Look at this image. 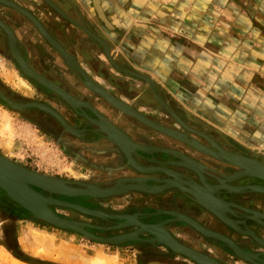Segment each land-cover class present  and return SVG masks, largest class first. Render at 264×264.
<instances>
[{
    "label": "crops",
    "instance_id": "obj_1",
    "mask_svg": "<svg viewBox=\"0 0 264 264\" xmlns=\"http://www.w3.org/2000/svg\"><path fill=\"white\" fill-rule=\"evenodd\" d=\"M66 1L74 10L78 20L64 12L53 1L51 2L63 14L99 37L108 47L117 68L106 58L103 46L92 37L85 36L78 28L68 25L67 22L59 25L47 14L41 16L42 22L49 32L69 49L92 81L150 120L165 119L167 115L170 117L167 110L156 100L146 81L129 72L147 77L152 81L153 86L156 85L157 93L164 103L179 112L187 122L205 131L225 146L230 147L229 144H232L253 153L264 163V0H211V2L209 0H99L101 11L111 28L100 20L92 0ZM61 5L66 8L65 4ZM18 35L24 43L29 44L30 57H37L38 48L43 49L51 59L56 55L38 35H34L33 28L29 29V34L18 28ZM38 63L40 70L47 72V76L55 74L49 61ZM57 64H60L59 69L64 73V78H60L62 82H65V85L69 82L73 83L67 78L70 77L68 72H73L62 60L57 61ZM22 83L26 85L24 81ZM25 87L28 89L27 86ZM78 90L81 96L85 92L81 88ZM38 97L36 94L35 99ZM90 101L93 108L114 125L117 124L114 122L115 116L112 111L119 119H127L96 96ZM162 110L167 115L161 112ZM11 111L18 113L24 121L32 124L25 120L24 111L18 112L12 109ZM64 111L66 114L69 112L66 109ZM68 115L71 116L70 112ZM176 125L180 126L177 122ZM142 128L150 130L145 125ZM193 131L197 132L205 142L213 141L208 135ZM124 132L127 134L126 131ZM74 138L78 140L74 143L76 145L74 154L66 156L80 167L77 171L83 179L78 181H87L86 179H93L95 176L118 175L128 168L134 172V169L126 163L122 153L110 142L96 137L87 145L83 143V138ZM136 143L138 147H145L146 150L154 149L146 146L164 147L145 142ZM158 143L164 144V141L158 140ZM55 145L60 154H63L57 144ZM218 147L221 148L219 145ZM133 149L131 148V151ZM131 158L139 166L136 160ZM136 158L145 160L140 155ZM215 162L219 168L214 169L222 175L224 174L221 168H235L218 160ZM210 177L216 181L213 175L210 174ZM59 178L75 181L62 176ZM249 180L252 179H237L229 185L237 186L232 184ZM169 193L172 191L167 190L160 194L132 191L111 197L112 204L103 203L113 208L114 204H124L121 199H128L127 204L132 200L137 201L142 207H149L152 204L150 200L159 199ZM226 195L230 200L241 205L264 209V194L226 193ZM209 215L210 217L202 216L204 222L218 228L216 220L211 218V214ZM258 230L261 234L255 235L264 245V230ZM189 235L190 238L195 239L196 234ZM225 235L231 236L234 243H240L247 252L254 254L264 252L263 247L243 234ZM175 236L180 237L181 234ZM182 237L186 238L185 234H182ZM194 245L224 264H248L245 260L227 254L208 240H194ZM128 247L132 246L122 244L116 248L127 251ZM140 260L138 259V264ZM179 261L175 257L170 260L172 264H177ZM144 264L165 263L149 259L145 260Z\"/></svg>",
    "mask_w": 264,
    "mask_h": 264
},
{
    "label": "flooded vegetation",
    "instance_id": "obj_2",
    "mask_svg": "<svg viewBox=\"0 0 264 264\" xmlns=\"http://www.w3.org/2000/svg\"><path fill=\"white\" fill-rule=\"evenodd\" d=\"M51 1H53L64 12H66L67 14H69L70 16H72L78 20L77 16L75 15L74 10L71 8V6L67 3L66 0H0V22H2L12 32V36L14 37L15 47H16L17 51L20 53V55L22 56V58L25 61H27L28 66H30L36 73H38L39 75H41L42 77H44L45 79L50 81L51 83L58 86L60 89H62L64 92H66L70 96H72V98L78 100L79 102H81L83 104L86 103V104H89L90 106H92L90 100L93 99V96H96L98 99H101V98L98 95L90 92L84 86L83 79L81 77H79L69 67L68 68L73 73L68 72L70 74V77L67 76V78L69 79V81H73V83L69 82L68 85H65V82H62L61 79H62V77L64 78V73L62 72V70L59 69L60 64H57V61L59 62L62 60L65 63L64 59L61 57V55L56 50H54L45 41L44 37L42 36V31L40 32V30H38L36 28V25L32 22V20L26 14V13H28L32 18H34L36 20V22L41 26V28L46 33H48V35H50L59 45H61V47L72 57L73 61L81 68V66L78 64L77 59L73 56V54L70 53L69 49L66 48L57 38H55V36L52 35L49 32V30L45 27V25L42 22L41 16H43L44 14H47L50 17H52V19L55 21V23L57 22V24H59V25L60 24L63 25L67 22L68 25L74 26V27L78 28L80 31H82V33H84L85 36L90 37V35L88 33H86L85 29L82 28V26H83L82 24L74 22L71 17L63 14L56 6H54V4ZM61 4H65L67 9L65 7H62ZM18 28L23 29L26 32V34H29V29L33 28L34 35H38V37L42 40V42L44 44H46L56 54L52 58V59H54L53 61L55 64L52 63V59L44 53L43 49H40V50H39V48L37 49V52H38L37 57L36 56L30 57L29 56V49H30L29 44H26L22 41V38L18 35ZM38 46H39V44H38ZM0 56L2 58L6 59L8 62H10V64H12L14 66L15 70L21 75V77H23L27 82L31 83L34 86V90H35L36 94L39 96L37 99L33 98L34 100H32V99L27 100L25 98H21V96H19V94H17L16 92H13L12 90L6 88V86L4 84H2L1 80H0V91L6 97H8L9 99H11L15 102H20V103L37 102V103H41V104H44V105L52 108L63 118V120L71 128L76 129V131L82 130V133L79 132L77 135L80 136L78 138H83L84 144H87V145L91 144V142L94 141L96 139V137L99 138L101 136L100 134H97V135L93 134V132L91 130L94 129L95 127L90 125L91 122H89L86 118H84L81 115L82 113H86L88 116L94 117L92 115V113L90 112V110L83 109L81 111V114L78 113L77 111L73 110L70 106H68L57 95H55L54 93H52L48 89L38 85L35 81L28 78L27 76H25L21 72L18 64L16 63V61L14 60V58L12 57V54L10 52V47H9V43H8V36L1 27H0ZM35 61H37V62H35ZM40 61L41 62L49 61L52 64V67H53L52 70L55 72V74L53 73L49 77L46 74L47 72L41 71L40 67H39L40 64L38 63ZM81 69L83 70V68H81ZM65 78H66V76H65ZM77 83H79V85ZM78 88H81L83 91L85 90V92L83 93L82 96L80 95ZM53 103H54V106H53ZM64 109H66L67 111L69 110L71 116L68 115L69 112L66 114ZM23 111H24L23 115H24L25 120L32 122V124H34L40 131H42L51 140H53V142L55 144H57V146L60 148V150L63 152V154H65L67 156H71L72 154H74L75 146H76L74 143H75V141H78V140H75L74 137H77V136H74L72 133H70L68 131L66 132L65 129L59 124V122L47 113H44L42 111H37L36 109H25ZM161 112L166 114L163 110ZM112 113L115 116L114 122L118 126L114 125L110 121H109V123H111V125L115 126L117 129L121 130L122 132L126 131L128 135L125 132L124 133L128 137L130 136L129 138L132 141L134 140L133 141L134 143H136V142L144 143L145 142V143L164 146V147L146 146V147L154 148V150H152V152H155V153L150 154V155L144 154L139 150H137V151L132 150L131 156L136 160V162L139 164V166L141 168H162L161 170L167 172L168 174L173 175L170 178H171V180H174L176 185L183 186L185 184H189L190 189H193V190H196V185H198L201 188H203V185L204 186L208 185L210 187H213V190H215V189L218 190L220 188H225V186L229 187V186H227L230 184L227 182V180L229 179L228 176H233V175L237 176L238 172L242 171L241 169L236 168V167L235 168L223 167V168H221V170H222L224 175L219 174L220 172L214 169V168H216V169L219 168V166L215 165L216 159L214 157L210 156L209 154L205 153L207 150H204L205 152L203 153V152L195 149L194 147H192L189 144H186L184 142L176 140L182 144L176 143L171 138H168L164 134L157 132L155 130H152L151 128H148L147 126H145V127L150 129V130H146V129L142 128V126H144V125H142L139 122L132 120L131 118H129L127 116H125V117L129 120H127L125 118L119 119L118 116L113 111H112ZM174 113L184 121L183 122L180 119L183 122V124L185 123L192 130H195V131H198L200 133H204V134L208 135L207 133H205V131L199 130L197 126H195V125L193 126L192 124L187 122L180 115L179 112L174 110ZM153 120H154V122L156 121L157 124H159L163 127L170 128V129H173V130L178 131L180 133L186 134L189 139L194 140L198 145H202L203 147L209 149V151L213 150L216 153L218 152L212 143L214 141L221 148H223L224 151L226 150L229 153H232L235 155H240L243 157H247V158H250L252 160H256V161L262 163L261 161H259L257 159V157H255V155L253 153H250L248 151H244V150L238 148L237 146H234V145L229 144V143L228 144L230 145V147L225 146L221 142H219L215 138H212L209 135L208 136L213 141L212 142H205L199 136V134L197 135V133H194V132H187L185 129H183V127L177 121H175L174 118H172L171 116L169 117L167 115L165 119H153ZM176 122L180 126H177ZM137 124H140L142 126L137 125ZM120 128H122L124 131ZM88 130H90V131H88ZM76 131L74 130V133ZM158 140H163L164 144L158 143ZM166 143H168V144H166ZM136 144H138V143H136ZM138 145H140V144H138ZM137 155L142 156L143 158H145V160H143V159L140 160V159L136 158ZM179 156H186V157L194 160L196 163L200 164L203 167L202 170L200 169V173H202L201 176L204 174V176H202V177L204 178L206 185L202 184L200 182L198 176H196L195 174H193L191 171L187 170L183 166H176V165L171 164L172 162H180ZM151 157H153L157 161H160V163L159 162L154 163L152 161H148L147 159H150ZM163 162H165V163H163ZM262 164H264V163H262ZM146 165H148V166H146ZM216 173L220 177L222 176L224 178V179L223 178L220 179V183H221L220 186L221 187H215L217 185L216 181L213 178H211L210 176H208V174H211L215 177V176H217ZM147 176H151V177H154L157 179H162L163 181H164V179H170V178H168V177H166L160 173H155V174H151V175H144V174H142L138 171H135V170L133 172L128 168L127 170H125L124 172H122L121 174H118V175H111V176L110 175L109 176L104 175L102 177L101 176H95V178H93V179H88L86 183L98 184L101 187H109L112 184H114L116 182V180H118L120 178H143V177H147ZM146 184H148L149 187H154V189H158V188H161L162 186H164V184L160 185V183H155L153 181H148V182H146ZM232 185H237V186H232V187H243V186H251V185L264 186V181L252 179L249 181H237L236 183H233ZM172 187H177V188H172V190H169V191H172V193L174 192L173 194L169 193L168 195H164L163 197H160L159 199L152 200V201L150 200V204L151 203L152 204L149 207H142L137 201H132V200L129 201V203L127 204L126 202H128V199H121V200H123L124 204H120V205L114 204L113 208L112 207L111 208H109V207L108 208H102V207L98 206L99 202H97V201L111 202L110 201L111 197H108L105 199H97V200L93 199L94 201H92L90 198H86V197H82V198L81 197H75L74 198V197H66L63 195H55V194H52L51 197L54 199H57V200H62V201L70 202L73 204H77V205L83 206L85 208L100 210L106 214L129 215L131 217H128V218H130L131 220H134L136 218L142 224L155 225V224H159L161 222H165L164 228L167 230V232L169 234H171L183 246L194 249L198 252L207 254V253L199 250L198 248H196L194 245V240H198V239L204 240L205 239V240H208V242H210V243L212 242L213 244H216V246H219L227 254H231L235 258L243 261V259L234 255L233 252L224 243H222L216 239H213V238L204 237L203 235H201L199 232H197L191 226L184 224L183 222H180V221H175L174 217L171 215V213H173V214L175 213V214H178L180 216H185V217L191 218V219L195 220L198 224H200L202 227L206 228L207 230H209L213 233L219 234L221 236H224V237L230 239L234 243V240H232L233 238L231 236H229V235L227 236L225 234H243L244 235V234H252L251 231L254 234H261L258 229L264 230V209L247 207V206L239 204L238 202L232 201L226 195L227 191H222V192L217 191L215 193L213 192L217 198L221 199V202L223 201V202L227 203L228 208H225V211H224L225 215L227 216L226 220L229 221V218H231L233 221H231V220L230 221L234 225V228L227 226L226 224L222 223L221 221L217 220L216 218H214L211 215V218L216 220V225L219 226L218 228H215L209 224H206L204 222V219H202L203 218L202 216H205V215L210 217L209 212H207L201 206H199L195 202H192L188 197H186V195L183 194L179 190L178 186L174 185ZM229 188H231V187H229ZM163 192H165V191H163ZM42 194L45 196L49 195L46 192H42ZM115 201L113 203H115ZM231 202H235V203H231ZM111 204H112V202H111ZM224 205H226V204H224ZM232 206L238 207V208H232ZM50 208L54 212H56V208H61V207L50 206ZM67 209H69V208H67ZM70 210L74 212L73 216L69 215L67 217H64L62 215H59L57 212L56 213L59 216L67 218V219H72V220L84 222L87 224H91L94 226L106 227V228L116 226L119 223L123 222L120 219H108V220L104 221V220H100V219H97L94 217L85 216L83 214L76 212L73 209H70ZM86 229L89 232L93 233L94 235H97L100 237H112V236H117L120 234L131 233V232L137 230L138 227L134 226V225H130V226H126L123 228L111 229V230H98V229H93V228H86ZM175 234H181V236L177 237V236H175ZM182 234H185L186 238H183ZM189 234H196V235H194L195 239L193 237L190 238ZM150 237L151 236H148L147 233H145V232H142L139 235V238H141V239L150 238ZM124 244H129L133 248L139 250V252L141 253L140 254L141 257H144L147 260L153 259V260H157L159 262H164L165 264H172L170 262V260H172V258L175 257V258H178L180 260L179 262L187 260L188 262L193 263V261H191L190 259H188L184 256H181L179 254L173 253L172 251H170L167 247H165L163 245L153 246V244L139 242V241H131V242L124 243ZM236 245L238 247H240L244 252H246L249 255L250 259L251 258H252V260L254 259V257H255L254 252H247L246 249L243 248V246H241V244L238 242H236ZM147 249H151L152 252H148ZM261 253H264V252H261ZM180 257L182 259H180ZM163 258H166V259H163ZM138 259L142 260V258H140V257ZM214 260H216V259H214ZM216 261H218L221 264H224V263L220 262L219 260H216ZM179 262L177 264H180ZM187 264H189V263H187ZM248 264H251V263L248 262Z\"/></svg>",
    "mask_w": 264,
    "mask_h": 264
},
{
    "label": "water",
    "instance_id": "obj_3",
    "mask_svg": "<svg viewBox=\"0 0 264 264\" xmlns=\"http://www.w3.org/2000/svg\"><path fill=\"white\" fill-rule=\"evenodd\" d=\"M92 4L97 12L98 17L102 22L108 27L111 28L110 23L105 18L104 14L101 11L99 0H92ZM29 18L32 20V22L36 25V28L42 31V36L44 37L45 41L54 49L56 50L61 57L65 60V64L67 67L72 69L79 77L86 80L87 77L83 70L73 61L72 57L59 45L48 33H46L41 26L36 22L34 18H32L28 13H26ZM0 27L4 30V32L8 36V43L10 47V52L12 54V57L18 64L19 68L22 70V72L30 79L35 81L40 86L48 89L55 95H57L59 98H61L68 106H70L72 109L75 108L74 105H76L77 101L74 100L72 97H70L68 94L63 92L59 89L56 85L36 73L30 66H28L27 61H25L20 53L17 51L14 43V37L12 36V32L10 29H8L2 22H0ZM90 37H92L93 40L98 42L100 45L104 47L105 43L97 36L93 35L92 33H89ZM117 68V67H116ZM131 75L136 76L135 73H131ZM140 78L139 76H136ZM91 87L95 89L98 93L103 94L108 98V100L112 101L116 105H120L124 108L128 109V105L124 102L115 99L114 97L110 96L106 90H104L99 84L96 82L91 83ZM155 91L157 93L156 85L154 84ZM158 94V93H157ZM0 100L2 103H4L8 108L22 112V109L24 108H32V109H39L47 114H50L52 117H54L56 120H58L59 123H61L64 127H69L64 120L60 117L58 113H56L51 108L39 104V103H16L14 101H11L8 99L1 91H0ZM168 105V104H167ZM166 106V105H165ZM169 106V105H168ZM92 114L100 119V116L97 114H94L92 109ZM129 110L133 111L138 118L142 119L144 122L150 123L151 125H158L149 119H146L144 116L140 115L135 110H132L129 108ZM85 118L90 122L94 121L91 125L95 128L92 129L95 133L94 134H100L102 136H105L108 140H111L121 151L122 154H124L126 162L129 166L134 169L137 167L131 163V155L129 152H127L121 145V142L114 137H111V134L108 130H105L102 127V124L97 123L99 120L96 118H91L88 115H85ZM107 123V122H106ZM109 127L112 129H115L122 137L127 138L126 135H124L119 129L115 128L113 125L109 124ZM141 151V150H139ZM142 152V151H141ZM148 154V153H147ZM188 158V157H186ZM237 158L240 160L239 166L241 168V172L246 174L248 178L257 179L264 181V165L262 166L258 162H251L250 159L237 155ZM190 161H193L192 159L188 158ZM250 160V161H249ZM155 162H158L157 160H153ZM195 162V161H193ZM178 163V162H177ZM244 163V164H243ZM247 164H251L250 167H247ZM189 168V167H188ZM140 173H146L149 174L151 172H147L144 169H136ZM156 173V172H155ZM170 178V175H168L165 172H159ZM261 175L262 177H257L253 175ZM170 179H164V183H167ZM122 181V180H120ZM152 181V180H151ZM118 184V183H117ZM128 186V185H124ZM264 189V186H261ZM172 187L169 186L165 188V191L170 190ZM181 192L183 191L186 197L191 199L193 202L201 206L203 209H205L207 212H209L214 218L221 221L222 223H227L224 221V219L227 218L225 215L224 218L217 211V208L212 205L210 202L205 201L204 199H201L196 190L190 191V186L188 184H185L183 186H180L179 188ZM123 190L121 187H117L115 184H112L109 187H101L96 184H88L82 181H69L65 180L56 176L52 175H45L41 174L33 169H30L28 167L23 166L21 163L17 164L13 160H9L7 157L0 155V193L4 195L8 200L16 204L17 206L24 209L27 213V219L29 221L35 222V221H41L48 225L64 229V230H70L73 232H76L80 235H82L85 239L96 241L103 244L108 245H114L119 246L124 243H128L131 241H139V242H146L149 244H155V245H163L167 247L170 251H172L175 254H179L181 256H184L191 261H193L195 264H221L218 261L214 260L212 257H209L208 255H205L204 253L196 252L188 247L183 246L180 244L171 234L168 232H163L162 229L159 227H156L152 224H142L141 222H138L136 220H133V223H136L135 225L139 228L146 227L145 231L148 236H151L150 238H145L144 240H140L137 236H135L133 233L125 234L124 236H121L120 239L117 238H101L98 236L93 235L91 232L87 231L86 225L83 223H80L78 221L68 220L62 217H59L56 213H54L50 206L56 205L59 207H65L73 210H78L81 212H84L88 215L99 216L101 218H109V219H120L125 221V216L122 215H104V213L100 211H94L91 209H87L72 203H67L64 201H58L51 197L52 194L59 195L62 194L63 196L67 197H86V198H106L108 196H116L121 195ZM133 191L147 193V190H144L143 188L136 187L132 189ZM224 189L218 190V192H222ZM42 192H46L49 194L48 196H45L42 194ZM162 193V192H161ZM215 193V192H214ZM244 193H255L254 191L250 192V190H245ZM212 197H214L213 194H211ZM232 208H238L232 206ZM126 217H130L129 215H126ZM229 220L233 221L231 218ZM183 221V220H182ZM185 222V221H184ZM192 228H194L196 231H198L201 235L208 238L216 239L222 243H224L232 252L234 255L238 256L242 259V256L244 254H247L244 252L240 247H238L236 244L232 243V241L228 238H225L223 236H213L209 234H205L204 231H207L204 227H202L200 224H198L196 221L189 219L186 221ZM125 225V222H121L118 224V228H123ZM130 226V225H128ZM228 226V225H227ZM88 228L98 229L97 226H87ZM117 227V226H116ZM164 229V228H163ZM204 230V231H202ZM210 232V231H209ZM252 234H244L245 236L250 237L257 245L264 248L263 243L260 242V238L254 235V233L251 231ZM262 241V240H261ZM261 243V244H260ZM245 257V256H244ZM264 253H255V257L253 260L250 259H243L251 264H264ZM257 261V262H256Z\"/></svg>",
    "mask_w": 264,
    "mask_h": 264
},
{
    "label": "rangeland",
    "instance_id": "obj_4",
    "mask_svg": "<svg viewBox=\"0 0 264 264\" xmlns=\"http://www.w3.org/2000/svg\"><path fill=\"white\" fill-rule=\"evenodd\" d=\"M0 80L6 88L19 94L21 98H36L33 85L21 77L14 66L1 56ZM0 154L43 173L72 178L75 181L83 179L77 171L80 167L66 155L60 154L55 143L46 134L1 103ZM97 202H100L98 206L108 208L102 201ZM56 212L64 217L74 214L70 209L62 207L56 208ZM27 216L24 209L0 193V264H26L14 258L15 255L40 264H138L139 257L142 258L139 262L144 264L147 260L133 247H128L127 251L117 249L114 245L87 240L70 230L40 221H29ZM147 250L152 252L151 249ZM179 263L195 264L188 261Z\"/></svg>",
    "mask_w": 264,
    "mask_h": 264
},
{
    "label": "bare ground",
    "instance_id": "obj_5",
    "mask_svg": "<svg viewBox=\"0 0 264 264\" xmlns=\"http://www.w3.org/2000/svg\"><path fill=\"white\" fill-rule=\"evenodd\" d=\"M3 2V1H2ZM5 3V2H4ZM82 28L83 29H85L88 33H90L87 29H86V27H84V26H82ZM104 52H105V56H106V58L109 60V62L113 65V66H115L116 67V63L114 62V60L112 59V55L110 54V52H109V49H108V47L106 46V44L104 45ZM65 61V60H64ZM21 70V69H20ZM126 71V70H125ZM21 72H22V70H21ZM84 72V71H83ZM127 72H129V71H127ZM23 73V72H22ZM85 73V72H84ZM130 74L131 73H133V72H129ZM24 74V73H23ZM25 75V74H24ZM85 75H86V73H85ZM136 76H139L140 77V75H138V74H135ZM26 76V75H25ZM86 77H87V79L86 80H84L83 79V84H84V86L90 91V92H92V93H94V94H96V95H98L105 103H107L109 106H111L112 108H114L117 112H119L121 115H124V116H127V117H129V118H131L132 120H134V121H136V122H139V123H141V124H143V125H145V126H147L148 128H151L152 130H155V131H157V132H160V133H162V134H164L165 136H168V137H170V138H172V139H174V140H178V141H181V142H184V143H186V144H189L190 146H192V147H194L195 149H197V150H199V151H201V152H205L204 150H207L205 153H207V154H209L210 156H212V157H214L216 160H218V161H220V162H223V163H225V164H227V165H229V166H233V167H236V168H239V169H241L239 166H237L238 164H239V162H240V160L237 158V155H235V154H232V153H229V152H227V151H224V150H221L218 146H216L214 143H213V145H214V147L216 148V150L218 151L217 153L215 152V151H209V149H207V148H205V147H203L202 145H198L194 140H191V139H189L188 138V136L186 135V134H183V133H180V132H178V131H175V130H173V129H170V128H166V127H163V126H161V125H151L150 123H147V122H144L142 119H140V118H138V116L133 112V111H131V110H129V108L130 109H132V110H135L134 108H132L130 105H128L129 107H128V109L127 108H124V107H122V106H120V105H116V104H114L112 101H110V100H108V98L106 97V96H104L103 94H100V93H98L95 89H93L91 86V83L93 82L87 75H86ZM142 80H144V81H146V83L149 85V87L151 88V90H152V92H153V94H154V96H155V98H156V100L167 110V112L171 115V117L172 118H174L186 131H188V132H194L193 130H191L190 128H188L185 124H183V122L180 120V118L174 113V111L170 108V107H168L165 103H164V101H163V99L156 93V91H155V87L153 86V83H152V81L150 80V79H148L147 77H144V76H141L140 77ZM39 85V84H38ZM55 85V84H54ZM58 87V86H57ZM60 89V88H59ZM60 90H62V89H60ZM63 91V90H62ZM64 92V91H63ZM107 92V91H106ZM66 93V92H65ZM108 93V92H107ZM67 94V93H66ZM109 94V93H108ZM69 95V94H68ZM110 95V94H109ZM70 96V95H69ZM110 96H112V95H110ZM70 97H72V96H70ZM113 97V96H112ZM8 98V97H7ZM115 98V97H114ZM9 99V98H8ZM74 99V98H73ZM116 99V98H115ZM11 100V99H10ZM74 100H76V99H74ZM11 101H13V100H11ZM77 101V103H76V105H74L75 106V108L73 107V110H75V111H77L78 113H80L81 114V111L83 110V109H92V111H93V113L94 114H97V115H99L100 116V119H98V118H96L94 115V117H91V118H96V119H98L99 121L97 122V123H100V124H102V127L105 129V130H108L109 132H110V134H111V137H114V138H117L120 142H121V145H122V147L127 151V152H129V154L131 155V153H132V151H131V148L133 149V148H135V147H137V148H135V149H133V151H137V150H141L142 151V153H144V154H152V150H150V149H148V150H146L145 149V147L143 148V147H138L135 143H133V142H131L132 140L124 133V132H122L121 130V132L124 134V135H126L127 136V138H124V136L122 137L115 129H112L111 127H109L108 125L109 124H111V123H109V121L103 116V115H101L97 110H95L92 106H90L89 104H86V103H81V102H79L78 100H76ZM15 102V101H14ZM16 103H20V102H16ZM27 103H37V102H27ZM25 104V103H24ZM39 104H41V103H39ZM42 105H44V104H42ZM166 105V106H165ZM46 106V105H45ZM48 107V106H47ZM50 108V107H49ZM25 109H31V108H24V109H22V111L23 110H25ZM36 110H38V111H42V110H39V109H37V108H35ZM52 109V108H51ZM53 110V109H52ZM55 111V110H54ZM136 111V110H135ZM42 112H44V111H42ZM56 112V111H55ZM90 112H91V110H90ZM136 112H138V111H136ZM44 113H46V112H44ZM57 113V112H56ZM92 113V112H91ZM139 113V112H138ZM140 115H142L141 113H139ZM50 115V114H49ZM84 118H85V115H87L86 113H82L81 114ZM142 116H144V115H142ZM61 117V116H60ZM90 117V116H89ZM146 119H149V118H147V116H144ZM54 118V117H53ZM62 118V117H61ZM63 119V118H62ZM150 120V119H149ZM58 121V120H57ZM150 121H152V122H154L152 119L150 120ZM65 122V121H64ZM91 123H90V125L92 124V123H94V121H90ZM107 122V123H106ZM66 123V122H65ZM154 123H156V122H154ZM64 129H65V131L67 132H70V133H72L74 136H77V137H80L79 135H77L79 132L80 133H82V130H77L76 131V129H74V128H69V127H64L61 123H59ZM67 124V123H66ZM157 124V123H156ZM68 125V124H67ZM69 126V125H68ZM115 127V126H114ZM116 128V127H115ZM73 129V130H72ZM74 130L76 131L75 133H74ZM93 133H95L93 130H91ZM194 133H197V132H194ZM205 137V136H204ZM108 138V137H107ZM105 136H100V138L99 139H101V140H106V141H108V142H110L111 144H113L121 153H122V151L113 143V142H111V140H108ZM154 150V149H153ZM131 151V152H130ZM1 155V154H0ZM123 156H124V154H123ZM240 156V155H239ZM6 157V156H5ZM132 157V156H131ZM124 158H125V156H124ZM179 158H180V162H172L171 164L172 165H176V166H183L184 168H186L187 170H189V171H191L193 174H195L196 176H198V178H199V180H200V182L202 183V184H205L206 185V183H205V180H204V178L202 177V176H204V174L201 176V174L202 173H200V169L202 170L203 169V167L200 165V164H198V163H196V162H193V161H190L188 158H186V156H179ZM247 158V157H246ZM248 159H250V158H248ZM10 160V159H9ZM126 160V159H125ZM148 161H152V162H154V163H157V162H155V161H153L154 160V158H150V159H147ZM251 160V162H258V161H256V160H252V159H250ZM249 160V161H250ZM131 163H133L137 168L136 169H144L145 171H147V172H151V173H149V174H146V173H142V174H144V175H151V174H155V172L156 173H159V172H165V171H163V170H161L162 168H141V167H139V166H137L136 165V163L135 162H133V159L131 158ZM159 163H160V161H158ZM16 163V162H15ZM127 163V162H126ZM162 163V162H161ZM163 163H165V162H163ZM167 163V162H166ZM258 163H260V162H258ZM17 164H19V163H17ZM244 164V163H243ZM262 166L264 165V164H262V163H260ZM251 166V164H247V167H250ZM131 167V166H130ZM189 167V168H188ZM132 168V167H131ZM133 169H134V167H133ZM136 169H134V170H136ZM136 171H138V170H136ZM165 173H167V172H165ZM160 174H162V173H160ZM168 174V173H167ZM207 174V173H206ZM217 174V173H216ZM164 175V174H163ZM168 175H170V177L171 176H173V175H171V174H168ZM165 176V175H164ZM208 176H210V174H208ZM253 176H257V177H262L261 175H253ZM167 177V176H166ZM223 177L221 176H219L218 174H217V176H215V179H216V183H217V185L215 186V187H221L220 186V179H222ZM228 180H227V182L228 183H230V182H232V181H234V180H237V179H242V178H248L247 176H246V174H243V173H239L238 172V175L237 176H235V175H233V176H228ZM263 178V177H262ZM224 179V178H223ZM250 179H252V178H250ZM120 180H122V181H120ZM153 181V182H155V183H160V185L162 184H164V186H162L161 188H158V189H154V187H149V185L148 184H146V182H148V181ZM165 181H163L162 179H157V178H154V177H151V176H147V177H143V178H120V179H118V180H116V182L114 183L117 187H121L122 189H125V190H123V192H122V194H125V193H128V192H132L133 190V188H136V187H140V188H143L144 190H147L148 192L146 193V194H159V193H161V192H163V191H165V188H167V187H169V186H178V188H180V186L179 185H176V183H173L174 181H171L170 182V180L169 181H167V183H164ZM118 183V184H117ZM124 185H128V186H124ZM189 185V184H188ZM227 186H229V187H231V188H228V187H225V188H220V189H218V190H221V189H224V191H227V193H231V194H242L245 190H250V192H252V191H254L256 194H264V189L260 186V185H251V186H243V187H232V186H230V185H227ZM203 188H205V189H203ZM203 188H201V187H199L198 185H196V192L198 193V195L200 196V198L201 199H204L205 201H207V202H210L212 205H214L216 208H217V211H219V213H221V215L223 216V218H224V216H225V213H224V211H225V208H228L227 207V203L226 202H221V199L220 198H217L215 195H214V193L213 192H217L218 190H213V187H210V186H208V185H206V186H204L203 185ZM180 190V189H179ZM181 191V190H180ZM190 191H193V189H190ZM182 193L184 194V192L182 191ZM211 194H213L214 195V197H212L211 196ZM59 195H62V194H59ZM117 196V195H116ZM67 197V196H66ZM108 197H114V196H108ZM108 197H106V198H108ZM91 199H105V198H91ZM57 200V199H56ZM58 201H62V200H58ZM64 202H66V201H64ZM67 203H70V202H67ZM73 204V203H72ZM224 204H226V205H224ZM75 205H77V204H75ZM52 206H55V207H59V206H56V205H52ZM78 206H80V205H78ZM81 207H83V206H81ZM62 208H65V207H62ZM85 208V207H84ZM51 209V208H50ZM87 209H89V208H87ZM52 210V209H51ZM91 210H94V209H91ZM53 211V210H52ZM76 212H78V213H80V214H83V215H86V216H90V217H94V216H91V215H88V214H86V213H84V212H81V211H78V210H75ZM94 211H100V210H94ZM54 212V211H53ZM100 212H102V211H100ZM55 213V212H54ZM102 213H104V212H102ZM105 214L106 213H104V215L103 216H105ZM58 215V214H57ZM106 215H111V214H106ZM171 215L174 217V220L175 221H180V222H183L184 224H187V225H189L190 226V224H188L186 221H188V217H185V216H180V215H178V214H173V213H171ZM59 216V215H58ZM122 216H125L124 218H125V221H123V222H125V225H134V226H136L135 224L136 223H133V220H131L130 218H127L126 217V215H122ZM59 217H61V216H59ZM97 219H100V220H104V221H106V220H108L109 218H101V217H99V216H95ZM131 217V216H130ZM62 218H64V217H62ZM65 219H67V218H65ZM189 219H191V218H189ZM227 219V218H226ZM226 219H224V221L227 223V225L228 226H230V227H232V228H234V225L231 223V221L229 220V221H227ZM68 220H72V219H68ZM134 220H136V221H138L136 218L134 219ZM183 220V221H182ZM193 220V219H192ZM73 221H76V220H73ZM185 221V222H184ZM195 221V220H194ZM78 222H80V221H78ZM139 222V221H138ZM80 223H83L84 225H86V228H88L87 226H92L91 224H87V223H84V222H80ZM164 224H165V222H161V223H159V224H156V227H159L160 229H162V231L163 232H167V230L164 228ZM94 226V225H93ZM117 226V227H116ZM116 226H113V227H110V228H106V227H99V226H97V228H98V230H111V229H115V228H118V225H116ZM123 227H125V226H123ZM138 227V226H137ZM85 228V229H86ZM164 228V229H163ZM145 229H146V227H143V228H139L138 227V229L137 230H135V231H133V232H131V234L133 233L135 236H137L138 238H139V235H140V233H142V232H145L146 233V231H145ZM206 229V228H205ZM87 230V229H86ZM88 231V230H87ZM202 231H204V230H202ZM198 232V231H197ZM205 232V234H209V235H215V236H221V235H219V234H216V233H213V232H209V230H207V231H204ZM93 234V233H92ZM127 234H129V233H127ZM94 235V234H93ZM125 234H120V235H117V236H112V237H101V238H117V239H120V237L121 236H124ZM255 235V234H254ZM95 236H97V235H95ZM256 236V235H255ZM98 237H100V236H98ZM224 237V236H223ZM226 238V237H225ZM140 240H142L141 238H139ZM145 238H143V240H144ZM261 241V240H260ZM233 243V242H232ZM181 244V243H180ZM191 249V248H190ZM192 250H194V249H192ZM194 251H196V250H194ZM196 252H198V251H196ZM201 253V252H200ZM205 255H207V254H205ZM209 256V255H208ZM245 256V257H244ZM244 256H242V259H250V257H249V255L248 254H244ZM209 257H211V256H209ZM238 257V256H237ZM250 260H252V258L250 259ZM15 262H17V263H20V262H18L17 260H15ZM20 264H22V263H20Z\"/></svg>",
    "mask_w": 264,
    "mask_h": 264
},
{
    "label": "trees",
    "instance_id": "obj_6",
    "mask_svg": "<svg viewBox=\"0 0 264 264\" xmlns=\"http://www.w3.org/2000/svg\"><path fill=\"white\" fill-rule=\"evenodd\" d=\"M0 103H1L2 105L5 106V104L2 103L1 101H0ZM40 222H41V221H40ZM44 225H45V224H44ZM14 258H16V259H18L19 261H21V262H23V263H26V264H40L39 262H33L32 260H30V259H28V258H26V257H22V256H18V255H15ZM139 263L141 264V262H139Z\"/></svg>",
    "mask_w": 264,
    "mask_h": 264
},
{
    "label": "snow or ice",
    "instance_id": "obj_7",
    "mask_svg": "<svg viewBox=\"0 0 264 264\" xmlns=\"http://www.w3.org/2000/svg\"><path fill=\"white\" fill-rule=\"evenodd\" d=\"M209 2H211V0H209Z\"/></svg>",
    "mask_w": 264,
    "mask_h": 264
}]
</instances>
